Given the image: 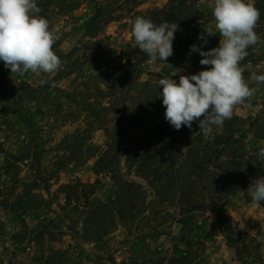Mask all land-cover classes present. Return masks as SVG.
I'll return each instance as SVG.
<instances>
[{
    "label": "trees",
    "instance_id": "obj_1",
    "mask_svg": "<svg viewBox=\"0 0 264 264\" xmlns=\"http://www.w3.org/2000/svg\"><path fill=\"white\" fill-rule=\"evenodd\" d=\"M201 1L167 0L163 7L141 14L138 12L140 0H94V14L83 26L86 40L66 54L57 52L62 66L56 78L75 75L73 82H82L81 88L75 89L71 97L72 103L87 114L88 121L85 128L77 129L61 143L64 154L57 156L56 171L60 172L68 164H84L91 158L95 159L92 171L97 178L93 183H84L76 178L60 186L66 207L73 204L82 206L83 241L102 242L118 222L137 240L145 242L153 236L160 238L168 235L166 230L153 228L150 233H140L142 223L147 220L146 215L164 213L165 218H172L180 224L176 240L189 245L197 225L195 214L209 211L216 217L220 232L237 253L245 243L247 234L233 227V220L227 212V200L238 185L264 171V163L254 155L258 149L252 153L246 149L245 122L234 114L224 122L223 127L214 128L209 138L199 132L185 145L188 127L175 130L157 118L162 88L140 81L144 73L142 64L150 59L135 46L132 54L138 59L127 58L125 63L121 62L109 47L111 36L105 33L111 23L125 19L132 23L137 16L151 19L156 24L174 21L179 30L175 33L173 52L188 51L192 35L213 20L210 13L201 9ZM37 4L41 9L40 15L53 23L56 16L74 11L80 1L37 0ZM254 5L261 12L255 31L262 38L264 0H258ZM58 44L59 40L53 50H58ZM258 45L248 49L249 55L244 64L250 62L254 66L257 63L254 51ZM217 46L211 42L202 50L208 51ZM202 58L197 53L193 65L199 64L203 70L211 67L201 65L199 61ZM243 75L246 79L250 72L246 71ZM26 89L30 100L38 99L39 89ZM23 119L30 129V118L23 115ZM259 122L258 119L253 120L249 128ZM193 124L199 127L197 122ZM95 128L104 132L106 143L104 147L96 146L89 155H84V147L91 141ZM256 138L262 139L264 135L258 134ZM43 152L38 151L39 158ZM0 153H5L1 147ZM29 158V153L13 157L19 161H28ZM32 171L34 184L48 191V182L52 180L50 176L44 177L35 169ZM101 175L108 177L115 188V195L108 202L97 194ZM42 202L40 195L32 194L26 205ZM0 206L12 208L14 205L0 199ZM169 207H173V212L168 210ZM175 260H188L190 264L195 257L190 259L185 256Z\"/></svg>",
    "mask_w": 264,
    "mask_h": 264
},
{
    "label": "rangeland",
    "instance_id": "obj_2",
    "mask_svg": "<svg viewBox=\"0 0 264 264\" xmlns=\"http://www.w3.org/2000/svg\"><path fill=\"white\" fill-rule=\"evenodd\" d=\"M79 1L74 11L56 16L51 23L60 36L58 50H54L56 54H66L86 40L83 26L94 14V0ZM257 1L251 0L252 3ZM140 2L138 12L144 14L163 7L167 0ZM213 3L214 0H202L201 9L212 15ZM105 33L111 36L109 47L121 62L125 63L127 58L138 59L137 55L132 54V48L136 45L129 19L111 23ZM197 38L196 34L192 35L194 43H201L202 40ZM220 38L219 33L215 34L201 48L209 46L211 42L218 45ZM261 39H264V34ZM197 53L190 49L180 55L174 53L165 63L149 60L142 64L144 73L140 81L156 84L154 81L159 76H172L178 83L179 75L196 74L203 70L199 64L193 65ZM254 54L258 61L253 69L258 74L264 73V44H259ZM56 75L57 71L41 75L29 72L20 77L11 74V70L6 69L3 61H0V147L5 152L0 153V199L14 205L12 208L0 206V264H189L188 260H175L185 256L190 259L195 257L190 264H264V209L250 206L246 193L251 180L264 175V171L251 177L245 184L238 185L227 200V212L233 220V227L247 234L239 253L229 245L219 230L216 217L209 211L195 214L197 225L190 236L189 245L176 240L180 224L172 218H165L164 213L146 215L147 220L142 223L140 233H150L153 228L166 230L168 235L160 238L153 236L145 242L137 240L118 222L102 242L83 241L82 206L73 204L66 207L60 186L76 178L84 183H93L97 178L92 172L94 159L84 164H68L58 173L55 164L59 162L57 156L64 154L60 145L65 137L79 128H85L88 116L72 103L71 95L75 89L81 88L82 82H73L75 75L68 78H56ZM253 86L257 88L255 95L234 111L246 124L245 146L249 153L264 147V138H256L258 134L264 135V84ZM27 87L39 89L36 95L38 99H29ZM159 110L158 120L173 128L164 118L162 102ZM23 115L30 118V129ZM255 119L260 122L249 128ZM199 132V127L192 124L184 144H188ZM91 138L84 147V155H89L96 146L104 147L106 143L104 132L96 128ZM36 144L38 147H34ZM40 150L44 152L39 158L37 154ZM22 153L30 154L28 161L13 159ZM33 169L44 177L50 176L52 180L48 182V191L34 184ZM100 181L97 194L108 202L114 197L115 188L104 175L100 176ZM32 194L40 195L43 202L27 206ZM260 203L264 207V201ZM168 210L173 212L174 209L169 207Z\"/></svg>",
    "mask_w": 264,
    "mask_h": 264
},
{
    "label": "clouds",
    "instance_id": "obj_3",
    "mask_svg": "<svg viewBox=\"0 0 264 264\" xmlns=\"http://www.w3.org/2000/svg\"><path fill=\"white\" fill-rule=\"evenodd\" d=\"M40 12L37 0H0V61L11 74L20 77L29 72L52 74L62 66V60L53 50L60 36ZM260 16V10L251 0H214V27L205 29V34L219 33L218 46L208 51L196 44L190 47L191 52L203 57L199 61L201 65L211 67L196 74L179 75L178 83L172 76L154 81L162 88L159 97L165 108L164 118L171 127L191 129L193 122H197L207 139L214 128L223 127L233 117L238 105L251 100L257 91L253 85L264 84V73L258 74L250 62L243 63L250 47L264 44L255 31ZM178 30L179 25L174 21L156 24L137 16L132 22L135 45L153 62L165 63L173 55ZM205 34L199 38L207 43ZM246 71L250 72L247 80L243 75ZM254 155L264 163V147ZM246 193L250 206L264 209L260 203L264 201V175L253 178Z\"/></svg>",
    "mask_w": 264,
    "mask_h": 264
},
{
    "label": "crops",
    "instance_id": "obj_4",
    "mask_svg": "<svg viewBox=\"0 0 264 264\" xmlns=\"http://www.w3.org/2000/svg\"><path fill=\"white\" fill-rule=\"evenodd\" d=\"M213 23H214V21H211L210 23H208V24H206L205 26H202V27H199L198 28V30L196 31V33H194V34H196L197 35V39H200L199 37L202 35V34H205V29H208V28H210V27H214L213 26ZM193 34V35H194ZM206 35V34H205ZM213 36L214 35H211V36H207L206 35V40H207V42L210 40V39H212L213 38ZM194 39V38H193ZM196 39V38H195ZM201 40V39H200ZM198 41V40H197ZM193 44H196V45H198V46H200V47H202L203 45H204V42L202 41L201 43L199 42H196L195 41V43L193 42V40H192V43H191V45H193ZM190 49V48H189ZM185 52V51H184ZM178 54V55H180L182 52H180V53H178V52H173V54ZM194 53H196V52H194ZM92 159H94V158H92ZM94 161H95V159H94ZM93 172V171H92ZM94 174V173H93ZM62 183V182H61ZM63 185V184H62ZM223 250V249H222ZM226 250V249H225Z\"/></svg>",
    "mask_w": 264,
    "mask_h": 264
}]
</instances>
